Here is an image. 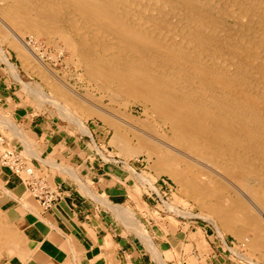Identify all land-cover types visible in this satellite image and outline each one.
<instances>
[{
  "label": "bare ground",
  "instance_id": "obj_1",
  "mask_svg": "<svg viewBox=\"0 0 264 264\" xmlns=\"http://www.w3.org/2000/svg\"><path fill=\"white\" fill-rule=\"evenodd\" d=\"M10 33L58 39L88 88L139 103L140 116L113 121L85 102L87 89L35 67L49 88L37 95L83 133L98 117L124 157L152 160L179 199L264 264V0H0V36L27 62Z\"/></svg>",
  "mask_w": 264,
  "mask_h": 264
},
{
  "label": "crops",
  "instance_id": "obj_2",
  "mask_svg": "<svg viewBox=\"0 0 264 264\" xmlns=\"http://www.w3.org/2000/svg\"><path fill=\"white\" fill-rule=\"evenodd\" d=\"M22 105L0 85V125L8 126L0 131V157L7 149L21 154L55 200L43 205L0 164V215L10 227L0 223V264H232L228 250L206 235L198 219L158 213L121 162L98 160L86 135L32 126ZM141 207L161 216L158 223L148 218L158 255L136 225Z\"/></svg>",
  "mask_w": 264,
  "mask_h": 264
},
{
  "label": "rangeland",
  "instance_id": "obj_3",
  "mask_svg": "<svg viewBox=\"0 0 264 264\" xmlns=\"http://www.w3.org/2000/svg\"><path fill=\"white\" fill-rule=\"evenodd\" d=\"M10 37L13 41L19 43L20 49H23V52L24 49L26 50L27 54L25 52V55H28L29 59L27 62L22 58L20 59L17 52L9 46L8 41L0 36V85L7 88V91L13 94L16 102L23 104V108L28 111L30 120L33 121L32 126H63L70 133L86 135L85 141L90 143V148L92 152L97 154L98 160H103L107 164H116L117 162L115 161L121 162L122 166L126 169L128 168L127 170L134 174L137 183L136 189L140 194H143V201L146 202L148 199L149 202L147 203H150L152 207L155 206L158 213L164 214L167 212L168 217H194L205 226L206 235L210 236V238H218L219 244L228 250L232 264H260L258 259H256L254 254L251 253L242 241L235 239L230 234L220 233L217 230L216 223L212 219L206 218L192 201L184 202V199H179L176 184L165 175L157 176L152 168V160H148L143 154L130 158L124 157L120 149L111 143V139L114 136L113 129L105 125L98 117L86 119L85 125L90 135L83 133L78 126L63 117L62 111L59 113V109L46 102V99H43L42 96L37 95H48L49 88L36 74L35 67H39L40 65L44 68L46 67V69H49L53 73L56 79L58 78L68 83L71 89L80 94L87 89L89 95L86 97L85 102L113 121L121 122L120 120L123 118L122 114L124 112L131 113L135 117L140 116L142 107L139 103L130 101L127 98H119L110 102L107 97L96 92L91 87L88 88L81 76V70L75 67V59L70 54V49L65 47L58 39L51 41L41 34L33 33H10ZM73 116H76L75 118L79 121L84 120L81 113L74 112ZM0 120H2V117H0ZM19 122L23 124L22 121L19 120ZM13 124L16 126L14 121ZM4 127L8 126L0 125V131ZM15 129L17 130L16 127ZM26 139L25 137L24 140ZM128 139L131 141L128 140L127 146L134 147L135 141L132 140L130 134H128ZM27 141L32 143L29 138ZM100 164H103V162H100ZM148 179L152 180L155 190L150 189V184L147 185ZM163 182L167 184L165 185ZM172 204L173 206H177L176 208L179 212L181 211L180 214H176L167 208V205ZM140 209V211L138 210L140 215H138L136 225L140 228L141 237L143 238L142 234L144 233L149 240L148 235L150 236L151 230L154 232L155 227H152V223L148 218L152 216L158 223L161 222L159 221L161 216H156L154 212L151 213L143 210V207ZM262 219L264 222V214ZM0 223L3 225V228L5 227L10 230V227L5 223L1 215ZM1 252L2 250L0 251V255H2Z\"/></svg>",
  "mask_w": 264,
  "mask_h": 264
},
{
  "label": "built area",
  "instance_id": "obj_4",
  "mask_svg": "<svg viewBox=\"0 0 264 264\" xmlns=\"http://www.w3.org/2000/svg\"><path fill=\"white\" fill-rule=\"evenodd\" d=\"M0 164L7 167L14 175L19 176L31 195L47 206L55 200L49 186L39 178L32 164L15 150L7 149L0 157ZM163 184H167L166 182ZM169 189V188H168Z\"/></svg>",
  "mask_w": 264,
  "mask_h": 264
}]
</instances>
